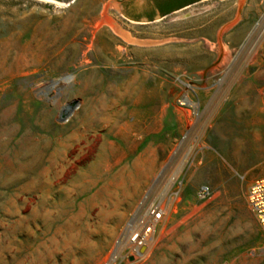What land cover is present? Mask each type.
I'll return each instance as SVG.
<instances>
[{
	"label": "rangeland",
	"instance_id": "obj_1",
	"mask_svg": "<svg viewBox=\"0 0 264 264\" xmlns=\"http://www.w3.org/2000/svg\"><path fill=\"white\" fill-rule=\"evenodd\" d=\"M198 1L147 22L121 0H0V264L101 263L194 121L181 79L206 130L138 264H264L247 203L264 178V0ZM29 143L42 155L27 171Z\"/></svg>",
	"mask_w": 264,
	"mask_h": 264
},
{
	"label": "built area",
	"instance_id": "obj_2",
	"mask_svg": "<svg viewBox=\"0 0 264 264\" xmlns=\"http://www.w3.org/2000/svg\"><path fill=\"white\" fill-rule=\"evenodd\" d=\"M262 28L264 30V22ZM179 84L183 93L177 100L178 106L190 109L194 121L182 134L169 159L162 164L155 181L144 191L128 214L100 264H138L145 260L163 232L167 220L179 208L186 183L182 178L185 167H180V155L184 153L188 161L193 160L197 145L202 141L206 130L205 122L199 123L200 104L197 88L193 83L182 79ZM212 195L211 187L203 184L197 189L195 198L198 202H205L211 199ZM247 203L264 234V178L251 185ZM223 264L231 263L226 261Z\"/></svg>",
	"mask_w": 264,
	"mask_h": 264
},
{
	"label": "flooded vegetation",
	"instance_id": "obj_3",
	"mask_svg": "<svg viewBox=\"0 0 264 264\" xmlns=\"http://www.w3.org/2000/svg\"><path fill=\"white\" fill-rule=\"evenodd\" d=\"M136 1L137 0H121L123 12L135 21H140L142 19L151 21L156 15L166 16L164 14L167 12H175L199 2L198 0H142V4H138Z\"/></svg>",
	"mask_w": 264,
	"mask_h": 264
},
{
	"label": "bare ground",
	"instance_id": "obj_4",
	"mask_svg": "<svg viewBox=\"0 0 264 264\" xmlns=\"http://www.w3.org/2000/svg\"><path fill=\"white\" fill-rule=\"evenodd\" d=\"M104 22L109 25V27L112 29L113 33H115L118 37L122 38L126 42H131L135 44H141L138 41H135V39H131L129 35L121 29L115 22H113L111 19H104ZM67 110L63 112V115L65 114ZM30 141V140H29ZM41 152L38 151V146L35 143H29L28 145H25L16 152V164L21 169H31L33 165H36L37 159L41 156ZM14 156V155H13ZM13 161V160H11ZM6 162V161H5ZM41 163V162H40ZM10 164V163H9ZM15 165V164H14ZM4 166V165H3ZM9 167V166H8ZM7 167V168H8ZM37 168V167H36ZM2 169V167H1ZM10 169V168H9ZM8 169V170H9ZM34 170V169H33ZM28 171V170H27ZM26 171V173H27ZM1 173V172H0ZM5 173V172H4ZM23 173V172H22ZM2 174V173H1ZM0 174V176H1ZM18 174V173H17ZM29 174V173H28ZM60 174H63L60 172ZM16 175V174H15ZM30 175V174H29ZM10 176V175H9ZM16 178V176H15ZM24 178V177H23ZM9 181V180H8ZM14 181V180H13ZM18 181V180H17Z\"/></svg>",
	"mask_w": 264,
	"mask_h": 264
},
{
	"label": "water",
	"instance_id": "obj_5",
	"mask_svg": "<svg viewBox=\"0 0 264 264\" xmlns=\"http://www.w3.org/2000/svg\"><path fill=\"white\" fill-rule=\"evenodd\" d=\"M61 3H64V4H69L71 2H73V0H59ZM149 22V21H147Z\"/></svg>",
	"mask_w": 264,
	"mask_h": 264
},
{
	"label": "trees",
	"instance_id": "obj_6",
	"mask_svg": "<svg viewBox=\"0 0 264 264\" xmlns=\"http://www.w3.org/2000/svg\"><path fill=\"white\" fill-rule=\"evenodd\" d=\"M172 11H170V12H167V13H165L164 15H168L169 13H171Z\"/></svg>",
	"mask_w": 264,
	"mask_h": 264
}]
</instances>
